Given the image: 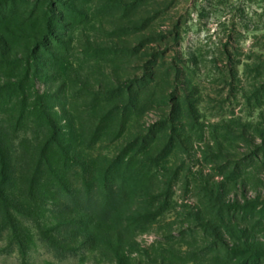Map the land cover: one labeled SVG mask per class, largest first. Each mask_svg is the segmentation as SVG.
Returning <instances> with one entry per match:
<instances>
[{
  "label": "rangeland",
  "instance_id": "1",
  "mask_svg": "<svg viewBox=\"0 0 264 264\" xmlns=\"http://www.w3.org/2000/svg\"><path fill=\"white\" fill-rule=\"evenodd\" d=\"M0 264H264V0H0Z\"/></svg>",
  "mask_w": 264,
  "mask_h": 264
},
{
  "label": "trees",
  "instance_id": "2",
  "mask_svg": "<svg viewBox=\"0 0 264 264\" xmlns=\"http://www.w3.org/2000/svg\"><path fill=\"white\" fill-rule=\"evenodd\" d=\"M119 171H113V170H109L106 173V176L109 177V175L115 179V183L113 184V187L111 188V193H109L108 195H110V197H108V213H113L112 211H116L117 208L121 205V201L120 199L123 198L122 194L125 191L127 185H129L130 182H137V180H140L141 177H143L142 174H144L142 172V170L139 168V162L135 161V158L131 159L127 166H126V171L123 172V175L120 176L121 172H119L120 174H117ZM117 175V176H116ZM120 181V182H119ZM103 186L101 188V191L99 192V194H103L104 191H108V189H110L108 187V178L104 177L102 178ZM120 183V184H119ZM115 185H117L118 187H116L115 189ZM103 191V192H102ZM115 196L117 197L116 202L113 201V199L115 198ZM148 218L146 217H141L139 219V221H149L147 220Z\"/></svg>",
  "mask_w": 264,
  "mask_h": 264
}]
</instances>
